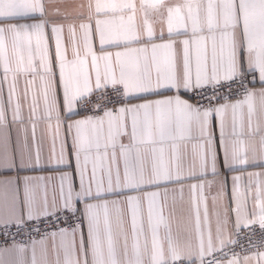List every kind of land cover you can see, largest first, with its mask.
Returning a JSON list of instances; mask_svg holds the SVG:
<instances>
[{
    "label": "snow or ice",
    "instance_id": "6c2138e0",
    "mask_svg": "<svg viewBox=\"0 0 264 264\" xmlns=\"http://www.w3.org/2000/svg\"><path fill=\"white\" fill-rule=\"evenodd\" d=\"M0 264H264V0H0Z\"/></svg>",
    "mask_w": 264,
    "mask_h": 264
},
{
    "label": "built area",
    "instance_id": "2783aa9c",
    "mask_svg": "<svg viewBox=\"0 0 264 264\" xmlns=\"http://www.w3.org/2000/svg\"><path fill=\"white\" fill-rule=\"evenodd\" d=\"M243 233L246 234L247 233V229L243 230ZM241 243L244 245V248L242 249L240 246H236L235 247V252L239 253L241 256H243L245 254V249L247 251H251L252 249H248V245H247V239H242Z\"/></svg>",
    "mask_w": 264,
    "mask_h": 264
},
{
    "label": "crops",
    "instance_id": "0c3cea01",
    "mask_svg": "<svg viewBox=\"0 0 264 264\" xmlns=\"http://www.w3.org/2000/svg\"><path fill=\"white\" fill-rule=\"evenodd\" d=\"M258 87V85H257ZM36 175H49V173H36ZM231 175L232 174H229V185L231 184Z\"/></svg>",
    "mask_w": 264,
    "mask_h": 264
}]
</instances>
